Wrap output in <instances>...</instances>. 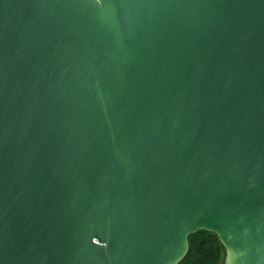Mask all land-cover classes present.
<instances>
[{
	"label": "water",
	"instance_id": "water-1",
	"mask_svg": "<svg viewBox=\"0 0 264 264\" xmlns=\"http://www.w3.org/2000/svg\"><path fill=\"white\" fill-rule=\"evenodd\" d=\"M201 228L264 264V0H0V264H177Z\"/></svg>",
	"mask_w": 264,
	"mask_h": 264
},
{
	"label": "trees",
	"instance_id": "trees-1",
	"mask_svg": "<svg viewBox=\"0 0 264 264\" xmlns=\"http://www.w3.org/2000/svg\"><path fill=\"white\" fill-rule=\"evenodd\" d=\"M226 248L218 234L198 229L189 236V248L177 264H223Z\"/></svg>",
	"mask_w": 264,
	"mask_h": 264
}]
</instances>
